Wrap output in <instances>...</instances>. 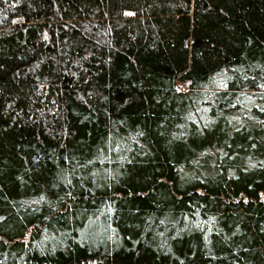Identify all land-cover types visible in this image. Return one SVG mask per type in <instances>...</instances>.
<instances>
[{
  "label": "trees",
  "instance_id": "16d2710c",
  "mask_svg": "<svg viewBox=\"0 0 264 264\" xmlns=\"http://www.w3.org/2000/svg\"><path fill=\"white\" fill-rule=\"evenodd\" d=\"M0 264H264V0H0Z\"/></svg>",
  "mask_w": 264,
  "mask_h": 264
}]
</instances>
